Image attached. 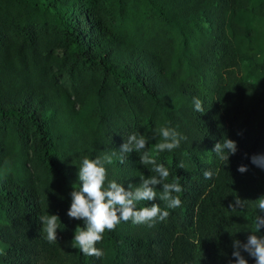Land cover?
<instances>
[{"label":"trees","instance_id":"obj_1","mask_svg":"<svg viewBox=\"0 0 264 264\" xmlns=\"http://www.w3.org/2000/svg\"><path fill=\"white\" fill-rule=\"evenodd\" d=\"M165 126L187 139L157 154ZM132 133L169 169L166 182L179 178L182 204L139 202L170 215L122 222L96 245L102 258L86 256L74 240L83 221L67 215L81 161L112 155L108 180L134 189L156 173L141 153L120 162ZM224 138L238 149L227 165L211 153ZM256 154L264 0H0V264H235L233 241L255 232L264 198ZM236 196L249 203L230 209ZM47 214L59 217L57 243L46 240Z\"/></svg>","mask_w":264,"mask_h":264},{"label":"clouds","instance_id":"obj_2","mask_svg":"<svg viewBox=\"0 0 264 264\" xmlns=\"http://www.w3.org/2000/svg\"><path fill=\"white\" fill-rule=\"evenodd\" d=\"M194 109L198 113H203L202 101L193 98ZM161 142L155 145L158 153L173 151L180 147L181 142L187 138L170 126L161 127L158 130ZM147 138L144 135L132 133L127 141L120 146V162L123 163L127 154L141 153L139 160L142 165L151 166V171L156 173L149 178L140 177V183L134 189L131 186L125 188L115 180H108L106 164L112 163V155H103L94 159L83 158L78 171L80 187L70 193L71 204L67 210L70 218L83 221L84 227H80L74 235V240L79 246L82 254L89 257L102 258L104 252L96 245L102 242L104 233L114 231L122 222H131L135 225L154 226L155 223L164 221L170 215L169 211L162 209L159 204L151 203L150 207L138 208V203L142 201H153L157 197L161 201L167 202V208L174 209L180 207L182 200L180 193L183 191L179 178L169 183L166 182L170 176V171L163 164L158 163L156 158L144 151L147 146ZM237 144L234 140L224 138L223 143L217 142L211 153H214L221 161L227 165L229 156L237 152ZM114 155V154H113ZM251 163L264 169V154L251 156ZM185 168L183 161L178 165ZM237 171L244 173L247 167L241 165ZM205 179H212L215 173L206 170ZM157 186L160 191L157 192ZM249 203V200H242L238 196L234 202L229 204L230 209H242ZM257 215L255 216V232L248 235L245 243L239 240L233 241L232 256L235 257V264H247V260L241 254L248 253L255 259V264H264V235L259 234L264 228V198H258L256 203ZM43 231L46 233V240L49 243H57V229L59 217L55 214H47L40 217ZM60 222V221H59Z\"/></svg>","mask_w":264,"mask_h":264}]
</instances>
